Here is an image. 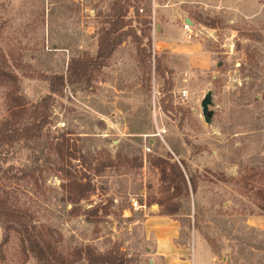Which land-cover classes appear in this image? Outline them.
I'll return each mask as SVG.
<instances>
[{"label":"rangeland","instance_id":"1","mask_svg":"<svg viewBox=\"0 0 264 264\" xmlns=\"http://www.w3.org/2000/svg\"><path fill=\"white\" fill-rule=\"evenodd\" d=\"M112 2L0 0V73L16 76L26 118L48 94L43 77L66 78L72 60L95 58ZM129 6L127 26L118 32L122 43L103 66L53 98L37 138L4 151L0 192L28 212L67 264H84L87 248L116 252L123 264H162L144 235L149 206L160 215L179 206L178 243L195 249L199 262L264 264V0H131ZM165 10L192 22L207 69L154 52V18L164 19ZM7 93L0 84V123L9 116ZM208 93L210 123L200 110ZM158 158L183 162L196 178L195 195L159 207L155 202L167 192L153 165ZM71 179L89 189L77 204L67 197L74 188L63 187ZM134 196L145 200L144 211L132 210ZM3 236L0 227V264H37L17 233L7 243Z\"/></svg>","mask_w":264,"mask_h":264},{"label":"trees","instance_id":"2","mask_svg":"<svg viewBox=\"0 0 264 264\" xmlns=\"http://www.w3.org/2000/svg\"><path fill=\"white\" fill-rule=\"evenodd\" d=\"M140 0H132L133 3ZM131 0H113L110 13L108 15V27L102 28L98 33L97 52L95 58H77L71 61L68 68V75H52L43 77L48 84V94L39 102L32 105V110L26 118V102L18 92V80L13 74L0 73V84L8 87L6 103L8 118L0 123V162L5 158L4 151L21 141H27L37 138L42 129L48 123L49 111L53 98L62 93L67 84H75L84 80L88 73L107 60L115 51L117 46L122 43L123 34H119L127 22L126 12L132 6H129ZM142 25L149 26L148 20H143ZM127 36L128 34H125ZM144 51L145 50H141ZM150 57V54L147 56ZM159 62H157L158 64ZM158 73H162L160 66L155 68ZM1 72V71H0ZM164 73V71H163ZM112 164L110 157L105 167ZM184 168L176 162H170L167 159L158 158L153 162L154 167L160 175V182L166 185L167 197L165 200H158L155 203L159 207L169 205L175 198H188L190 194L195 195L197 191L196 178L189 175L186 166L180 162ZM64 188L72 187L74 192L67 193V197L72 203H79L88 197V186L78 182L76 179L68 181ZM173 205V204H172ZM179 206H166L165 212L161 215L173 219L174 214L178 211ZM0 227L4 232L3 243H7L10 232L19 235L21 247L25 254L31 256L37 264H67L51 246L48 239L32 223L28 212L13 207L8 196L0 192ZM84 264H123V259L115 252L107 254H96L93 249L84 250Z\"/></svg>","mask_w":264,"mask_h":264},{"label":"crops","instance_id":"3","mask_svg":"<svg viewBox=\"0 0 264 264\" xmlns=\"http://www.w3.org/2000/svg\"><path fill=\"white\" fill-rule=\"evenodd\" d=\"M161 15L165 18H154V52L157 55L176 56L189 62L197 61V66L207 69L210 64L207 53L203 51L198 41L187 39L182 29V22L186 21V18H179L178 15L171 14L167 10L162 11ZM148 214L142 223L144 235L147 240H153L152 252L162 264L204 263L202 258L199 262L195 249L190 252L185 244L178 243L180 226L177 220L160 215L157 206H149Z\"/></svg>","mask_w":264,"mask_h":264},{"label":"built area","instance_id":"4","mask_svg":"<svg viewBox=\"0 0 264 264\" xmlns=\"http://www.w3.org/2000/svg\"><path fill=\"white\" fill-rule=\"evenodd\" d=\"M140 12H142V10H140ZM186 20H188V19H186ZM182 29H183L187 39H192V37L195 35L192 22L189 23V22H186L183 20ZM187 97H188V95H187V92H185V91H182L178 94V99L181 102H184L187 99ZM163 134H165V130L159 131L154 137H160ZM145 151H146V153H149L151 150L148 147H145ZM129 205L131 206L133 211H144L147 208L145 200H140L136 196L129 198Z\"/></svg>","mask_w":264,"mask_h":264},{"label":"water","instance_id":"5","mask_svg":"<svg viewBox=\"0 0 264 264\" xmlns=\"http://www.w3.org/2000/svg\"><path fill=\"white\" fill-rule=\"evenodd\" d=\"M186 22L191 23L189 20ZM212 105V97L210 93L206 94L200 102L201 115L206 123H210L212 118V112L209 110V107Z\"/></svg>","mask_w":264,"mask_h":264}]
</instances>
